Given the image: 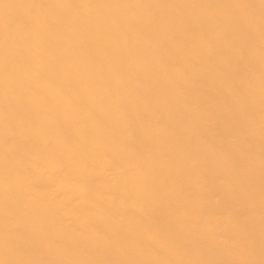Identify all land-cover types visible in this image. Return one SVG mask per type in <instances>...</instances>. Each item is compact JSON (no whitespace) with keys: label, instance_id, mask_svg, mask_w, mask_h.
I'll use <instances>...</instances> for the list:
<instances>
[{"label":"bare ground","instance_id":"bare-ground-1","mask_svg":"<svg viewBox=\"0 0 264 264\" xmlns=\"http://www.w3.org/2000/svg\"><path fill=\"white\" fill-rule=\"evenodd\" d=\"M0 264H264V0H0Z\"/></svg>","mask_w":264,"mask_h":264}]
</instances>
